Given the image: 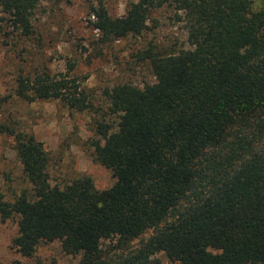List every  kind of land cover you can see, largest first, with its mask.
Returning <instances> with one entry per match:
<instances>
[{
    "label": "trees",
    "instance_id": "trees-1",
    "mask_svg": "<svg viewBox=\"0 0 264 264\" xmlns=\"http://www.w3.org/2000/svg\"><path fill=\"white\" fill-rule=\"evenodd\" d=\"M38 1L0 0V15L28 35ZM164 6L181 22L188 48L148 43L138 54L154 83L106 93L113 120L98 124L92 146L115 179L111 187L96 190L88 177L51 185L41 144L0 125L28 186L0 198V221L15 217L11 244L22 257L57 241L63 253L79 254L78 264H159L157 254L170 264H264V7L135 0L118 18L93 9L91 27L102 43L140 36ZM15 95L59 100L77 112L89 106L84 90L44 73L19 79Z\"/></svg>",
    "mask_w": 264,
    "mask_h": 264
},
{
    "label": "rangeland",
    "instance_id": "rangeland-1",
    "mask_svg": "<svg viewBox=\"0 0 264 264\" xmlns=\"http://www.w3.org/2000/svg\"><path fill=\"white\" fill-rule=\"evenodd\" d=\"M249 1L254 11L264 7V0ZM131 2L135 0H40L30 13L28 35L13 28L7 15H0V98L5 99L0 125L41 144L53 186L61 188L82 177L99 191L113 185L111 173L94 160L92 146L100 140L98 124L113 120L106 93L116 85L142 89L154 83L149 64L138 54L148 43L175 51L188 48L181 22L165 6L150 13L140 36L102 43L91 27L92 10L102 7L108 17L118 18ZM43 73L84 90L88 108L77 112L59 100L16 97L19 79ZM12 146V136L0 132V198L6 201L28 189ZM15 235V217L0 221V264H78L79 254L63 253L57 241L39 243L31 257H22L11 244ZM153 259L170 264L162 254Z\"/></svg>",
    "mask_w": 264,
    "mask_h": 264
}]
</instances>
